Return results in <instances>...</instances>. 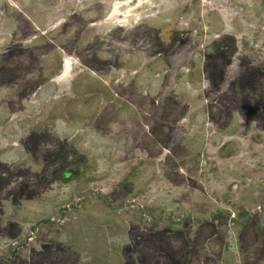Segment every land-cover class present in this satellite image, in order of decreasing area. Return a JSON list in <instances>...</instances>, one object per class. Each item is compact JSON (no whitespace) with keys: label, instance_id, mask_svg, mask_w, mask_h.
Returning a JSON list of instances; mask_svg holds the SVG:
<instances>
[{"label":"rangeland","instance_id":"374dc122","mask_svg":"<svg viewBox=\"0 0 264 264\" xmlns=\"http://www.w3.org/2000/svg\"><path fill=\"white\" fill-rule=\"evenodd\" d=\"M0 264H264V0H0Z\"/></svg>","mask_w":264,"mask_h":264}]
</instances>
